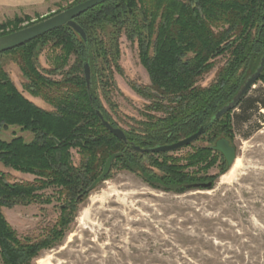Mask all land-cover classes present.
<instances>
[{"label":"trees","instance_id":"obj_1","mask_svg":"<svg viewBox=\"0 0 264 264\" xmlns=\"http://www.w3.org/2000/svg\"><path fill=\"white\" fill-rule=\"evenodd\" d=\"M83 1L73 0V4ZM75 22L85 32L87 44L64 26L2 54L12 56L18 66L25 79L23 90L48 104L51 111L25 98L0 63V132L15 127L32 135L30 142L20 136L8 141L0 138V164L34 177L11 182L9 174L0 172L1 264H32L41 251L62 243L77 204L88 195L87 189L111 155L121 153L112 167L136 174L153 189L181 194L186 186L203 184L205 177L199 174L213 165L218 164L219 174L226 171L224 158L212 149L214 143L223 138L232 146L233 127L248 123L264 108L263 69L257 82L260 88L240 101L239 113L232 114L233 110L211 122L259 64L264 0H109ZM19 23L15 17L14 22L1 24L0 31L13 28L0 37L21 30ZM122 36L136 44L139 63L149 78L147 86L132 84L149 105L142 120L121 129L125 142L110 134L96 115L99 111L106 122L119 128L98 91L101 88L106 95L113 70L120 69ZM45 47L55 54L49 70H41L37 63ZM217 60L222 64L214 79L201 86ZM85 62L91 68L89 91L83 76ZM56 74L59 80L52 79ZM207 125L198 139L206 145H189L191 152L182 158L134 150L176 143ZM72 150L78 165L72 161ZM50 188L54 194L44 196ZM53 198L61 203L60 216L39 238L19 237L2 213L16 206L48 205Z\"/></svg>","mask_w":264,"mask_h":264},{"label":"rangeland","instance_id":"obj_2","mask_svg":"<svg viewBox=\"0 0 264 264\" xmlns=\"http://www.w3.org/2000/svg\"><path fill=\"white\" fill-rule=\"evenodd\" d=\"M27 3L15 16L21 21L18 28L74 6L73 0ZM15 17L0 18V25L14 22ZM12 28H5L0 35ZM119 50L120 69L113 70L112 86L106 89V95L101 88L98 94L119 129L127 130V124L143 119L149 105V100L133 91L132 84L147 86L149 78L139 63L136 44H130L122 36ZM54 55L49 47L42 49L37 59L39 68H52ZM72 62L73 58L69 66ZM0 63L25 98L51 111L48 104L23 90L25 79L12 56L1 55ZM221 64V60L216 61L215 68L200 81L201 86L212 82ZM60 78L59 74L52 77ZM259 88L256 83L248 95ZM238 113L237 108L232 114ZM233 130L232 147L240 165L233 171L232 166L228 167L223 174H219L218 164L200 172L199 176L205 177L203 183L213 182L209 189L181 194L163 192L149 187L136 174L112 167L106 180L77 204L74 221L62 243L41 251L32 264H264V108L253 114L248 123L235 125ZM13 136H20L25 142L32 140L31 134L15 127L0 132L3 140ZM205 145L204 140H197L191 146ZM191 146L170 155L182 158L191 152ZM71 154L73 163L78 165L76 151ZM0 172L9 174L11 182L34 179L2 164ZM212 176L214 181H210ZM43 194L51 196L54 191L50 188ZM60 204L53 198L48 205L16 206L3 209L2 213L19 237L39 238L59 218Z\"/></svg>","mask_w":264,"mask_h":264},{"label":"water","instance_id":"obj_3","mask_svg":"<svg viewBox=\"0 0 264 264\" xmlns=\"http://www.w3.org/2000/svg\"><path fill=\"white\" fill-rule=\"evenodd\" d=\"M109 0H85L77 5H74L50 18L42 20L38 23L30 25L19 31L7 34L0 37V55L9 52L15 48H18L28 42H31L43 35H46L56 29L62 27H68L75 34L79 36L84 44H87V37L83 29L75 22V19L86 13L87 11L93 9L94 7L101 5ZM264 69V46L261 54L259 64L253 74L246 78L241 88L238 90L237 94L224 106L215 112L212 117L211 122L219 120L225 114L235 110L240 103V101L249 93L251 88L258 82V79ZM83 76L87 90L91 88V68L88 62L83 64ZM97 117L101 120L102 125L112 134L115 138L120 141L125 142L126 138L124 132L116 127H113L108 122H106L99 111H96ZM207 126L200 127L198 131L191 136L180 140L176 143L170 145H159L152 148L140 149L139 147H134L135 151L151 154H162V153H173L175 151L181 150L188 147L192 143L196 142L202 134L207 129ZM213 151L218 152L225 160L228 167H231L235 161V150L225 139L217 140L213 147ZM121 157V153H116L111 155L105 162L101 174L92 182V184L87 189L88 192L92 191L100 183L104 182L106 177L111 171L112 164L115 159ZM212 183H203L186 186L185 190H204L211 188Z\"/></svg>","mask_w":264,"mask_h":264},{"label":"crops","instance_id":"obj_4","mask_svg":"<svg viewBox=\"0 0 264 264\" xmlns=\"http://www.w3.org/2000/svg\"><path fill=\"white\" fill-rule=\"evenodd\" d=\"M28 0H0V18H13L27 7Z\"/></svg>","mask_w":264,"mask_h":264},{"label":"bare ground","instance_id":"obj_5","mask_svg":"<svg viewBox=\"0 0 264 264\" xmlns=\"http://www.w3.org/2000/svg\"><path fill=\"white\" fill-rule=\"evenodd\" d=\"M239 165H240V162H239V160L238 159H236L235 161H234V163L232 164V167H231V171H233L234 169H236V168H238L239 167ZM231 173V172H230ZM225 177V176H224ZM223 177V178H224Z\"/></svg>","mask_w":264,"mask_h":264}]
</instances>
